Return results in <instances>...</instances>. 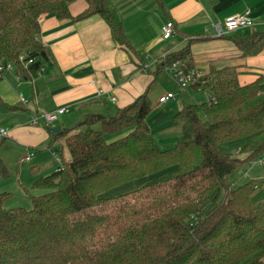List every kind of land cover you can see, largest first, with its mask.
<instances>
[{
  "label": "trees",
  "instance_id": "obj_1",
  "mask_svg": "<svg viewBox=\"0 0 264 264\" xmlns=\"http://www.w3.org/2000/svg\"><path fill=\"white\" fill-rule=\"evenodd\" d=\"M73 1L0 0V65L12 62L29 77L21 55L37 59L32 71L49 58L40 40L44 14L76 21L98 14L114 41L140 58L111 9L112 0H86L87 8L77 16L70 12ZM157 2L163 9V1ZM230 37L244 53L264 47V32ZM203 39L191 38L166 54L158 71L177 61L193 67L190 44ZM202 88L208 100L173 115L183 128L168 149L151 133L149 89L113 114L90 113L54 132V141H64L56 151L60 164L33 182L45 192L32 196V208L7 209L11 193H0V264H264V208L252 202L264 180L234 187L230 179L240 165L264 155V73L241 84L234 67L212 69ZM84 125L100 127L76 131ZM239 139L245 140V158L222 151L224 143ZM160 171L141 187L104 195ZM0 173L8 174L1 162ZM209 201L213 206L203 213Z\"/></svg>",
  "mask_w": 264,
  "mask_h": 264
},
{
  "label": "crops",
  "instance_id": "obj_2",
  "mask_svg": "<svg viewBox=\"0 0 264 264\" xmlns=\"http://www.w3.org/2000/svg\"><path fill=\"white\" fill-rule=\"evenodd\" d=\"M162 1L163 9L157 0L111 3L115 17L123 22L128 39L143 61L136 56L132 58L114 41L110 27L98 14L77 21L60 19L54 14L40 18V40L50 51L49 58L41 60L42 74L23 76L14 66L0 79V128H8V134L0 136V162L5 167L12 164L16 168L17 161L31 150L34 171H40V165L46 163L49 165L44 174L55 171L60 161L58 149L54 148V132L48 127L71 128L90 113L113 114L147 89L153 105L148 123L154 140L159 147L175 144L183 126L173 115L185 105L193 104L197 92L204 91L207 100L208 93L196 86L185 89L178 84L163 86L177 82L166 70L158 71L157 65L166 54L186 46L191 38H205L190 44L193 68L205 77L212 69L232 66L240 83L247 84L264 73V47L256 53H244L230 37L249 32H239L241 29L224 37L217 29L227 16L249 11L255 22L252 31H264V0ZM87 6L86 0H74L70 12L77 16ZM168 20L174 22L175 33L164 38L162 26ZM168 92L175 93V97L161 103L160 97ZM63 105H69L70 110L53 125L47 126L43 121L31 123L39 111ZM238 141L242 146L245 140ZM250 170L252 166L247 174ZM7 173L6 176L11 174ZM17 175L21 176V172L16 171ZM253 179L264 180V171Z\"/></svg>",
  "mask_w": 264,
  "mask_h": 264
},
{
  "label": "rangeland",
  "instance_id": "obj_3",
  "mask_svg": "<svg viewBox=\"0 0 264 264\" xmlns=\"http://www.w3.org/2000/svg\"><path fill=\"white\" fill-rule=\"evenodd\" d=\"M252 30H253L252 28H246V29H242V31H239V32H251ZM260 32H264V31H260ZM173 85H177V83L172 81L169 84H163V86H173ZM193 99L195 100L194 103L203 102V101L207 100V95L205 94L204 91H199L195 94ZM191 101H193V100H191ZM191 101L187 102V103H191ZM90 128L98 129L99 126L95 125V126L90 127L89 125H84L82 128H78L76 131H81V130L87 131ZM180 133H181V131L179 132V135H180ZM115 137L116 136H108L107 135L108 140L113 139ZM156 137H158V136H156ZM239 142L240 141L235 140V141H232L230 144L222 145V151L225 154H229V155L234 156V157L245 158L248 154V151H243L241 149L242 146H240ZM63 143H64L63 139H58L54 143V148L59 149V147L63 146L62 145ZM175 144H167V146H160V147L162 149H167V148L174 147ZM9 152H11V151H9ZM48 165H49V163L43 164V166L40 165V171H38V170L34 171L33 168H34L35 164H34V157L32 156V158L29 161H22V160L17 161L16 168L12 164H8L5 167L6 169H8L7 171H9L11 174H9L8 176H5V177L0 176V193L3 191H8L11 193V197L6 201V204H5V207L7 209H11V208L18 207V206H22L26 209L32 208V200H31L32 196L33 195H39L41 193H44L45 191L35 189L31 186L37 177L45 176V175L47 176L48 174H50L54 171V170H50V172H48L47 174H44V173H46V172H44V169ZM58 165H59V163H58ZM250 166H252V170H250L249 174H247V170L250 168ZM55 168H56V166H55ZM55 168H53V169H55ZM16 171H20L21 176H19V175L16 176ZM263 171H264V165H260V164L251 165V163H244V164L240 165L237 168V170L234 171L230 175V179L232 180L234 187H236L240 184H243V183L249 181L250 179L258 178L259 174H261ZM161 174H163V172L160 171L156 174L137 178L135 180L129 181L127 183H124L120 186H117V187L109 190L104 195L109 196V195H120L123 193H127L133 189H136L138 187L143 186L145 183L150 181L152 178L160 176ZM252 202H253V205L256 209L264 208V183L261 187H259L258 189H256L253 192ZM212 206H213V203L211 201L207 202L202 207V212L206 213L207 211L210 210V208H212Z\"/></svg>",
  "mask_w": 264,
  "mask_h": 264
},
{
  "label": "built area",
  "instance_id": "obj_4",
  "mask_svg": "<svg viewBox=\"0 0 264 264\" xmlns=\"http://www.w3.org/2000/svg\"><path fill=\"white\" fill-rule=\"evenodd\" d=\"M255 25L254 18L250 15L249 11H246L244 13H238V14H232L225 18L223 25H218V33L219 35L223 34H229L231 32L246 29V28H252ZM163 31V37L169 38L172 37L175 33V25L174 22L171 20H168L166 23L162 26ZM20 61L23 65V67L29 72V74L37 73L42 74L44 67L40 63L36 66L35 70L32 71L29 66L33 65L37 62V59L34 57H29L26 59L24 55L20 56ZM14 68V64L12 62H7L0 65V73L3 74L9 70H12ZM166 71L173 77V79L177 82L179 87L181 89L188 88L190 86H196V88L201 89L202 86L206 83V77L204 74H202L197 69L191 67L187 68L184 67L179 61L169 65L166 68ZM20 82V80H19ZM175 93L168 92L167 94L160 97L159 101L161 103L166 102L170 98H174ZM21 100L25 103L26 99L21 96ZM212 100H215L214 97H212ZM70 110L69 105H63L60 106L54 110L46 111L42 110L36 113L31 120L32 124H37L39 121H43L47 126L53 125L58 119L59 116L62 114L68 112ZM8 134V128H0V136L4 137ZM33 156V152L31 150H28L25 156L22 158V161H29ZM60 161V159H59ZM254 163H259L264 165V155L259 157Z\"/></svg>",
  "mask_w": 264,
  "mask_h": 264
},
{
  "label": "water",
  "instance_id": "obj_5",
  "mask_svg": "<svg viewBox=\"0 0 264 264\" xmlns=\"http://www.w3.org/2000/svg\"><path fill=\"white\" fill-rule=\"evenodd\" d=\"M48 129L50 131L56 132V131H58L60 129V127L59 126H57V127H48Z\"/></svg>",
  "mask_w": 264,
  "mask_h": 264
}]
</instances>
